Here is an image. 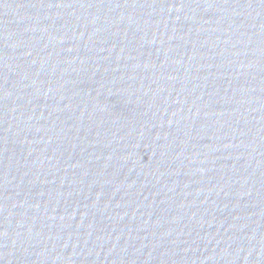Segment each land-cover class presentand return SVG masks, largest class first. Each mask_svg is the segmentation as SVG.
<instances>
[{
	"label": "water",
	"instance_id": "obj_1",
	"mask_svg": "<svg viewBox=\"0 0 264 264\" xmlns=\"http://www.w3.org/2000/svg\"><path fill=\"white\" fill-rule=\"evenodd\" d=\"M0 264H264V0H0Z\"/></svg>",
	"mask_w": 264,
	"mask_h": 264
}]
</instances>
